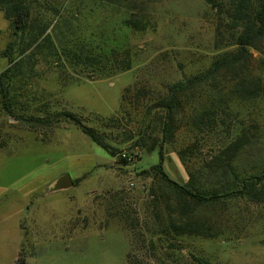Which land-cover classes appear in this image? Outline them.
Instances as JSON below:
<instances>
[{
    "label": "rangeland",
    "instance_id": "374dc122",
    "mask_svg": "<svg viewBox=\"0 0 264 264\" xmlns=\"http://www.w3.org/2000/svg\"><path fill=\"white\" fill-rule=\"evenodd\" d=\"M25 2L35 29L22 34L0 0V74L10 70L0 86V264H264L263 195L196 209L215 222L213 238L177 236L166 229L174 200L156 210L160 189L144 173L162 146L163 171L181 186L198 170L205 186L261 176L264 55L208 73L236 50L237 33L203 0ZM218 2L227 17L230 0ZM130 18L146 29L125 27ZM103 39L130 49L131 69L82 78L67 53ZM184 82L179 107H156ZM69 113L131 160L111 158L66 117L44 119ZM209 163L228 166L218 182L205 177ZM65 174L73 186L54 190Z\"/></svg>",
    "mask_w": 264,
    "mask_h": 264
},
{
    "label": "trees",
    "instance_id": "16d2710c",
    "mask_svg": "<svg viewBox=\"0 0 264 264\" xmlns=\"http://www.w3.org/2000/svg\"><path fill=\"white\" fill-rule=\"evenodd\" d=\"M11 5V12L13 14V27L16 33H32L34 27L31 26V19L29 15V9L25 0H9ZM207 4H210L213 9H216V13L221 15L225 9L218 0H203ZM227 17L222 18L220 15L219 23L224 30L236 32L237 37L235 44L236 50L232 53H226L216 60L210 67L208 73L218 72L221 70H236L239 67H247V57H252L251 50H255L258 53L264 55V0H230L229 7L227 8ZM226 21V22H225ZM146 23L140 19H127L124 21V26L135 30L143 31L146 29ZM45 29L42 30L43 34ZM49 34L46 35L44 40H49ZM110 43V42H109ZM108 39L100 40L99 42H90L87 44V50L85 46L79 48L75 47L74 50H70V55L74 61V66L79 70L78 74L84 79L97 80L102 78H108L118 73L129 71L132 67V57L130 49L127 47L110 45ZM84 48V49H83ZM18 63H16L17 65ZM10 70L7 69L0 74V86H3V78L7 77ZM235 84L236 87L243 85V83ZM189 82L179 83L172 85L169 91V101L167 103L161 102L156 107L166 108L167 111H171L174 108L180 106L181 97L184 95L185 90ZM194 84V83H193ZM128 91V89L126 90ZM59 117H66L73 121L78 126L81 132L87 136L93 143L105 151L111 158L118 157L119 163L125 165L130 159L117 147H114L107 143L101 134L90 128L81 121H79L72 114H61V116H52L44 118L49 124L57 123ZM43 118H36V121H44ZM170 118H168L169 120ZM168 121L165 120L164 127L167 129ZM170 142V140H169ZM118 155V156H117ZM159 162L152 166L149 170L145 171L147 175H151L154 185H157L159 190L158 201H156V210L158 207H162V204H168L170 199H173L175 205L173 211L168 214V223L166 229L169 232L175 233L177 236L182 235H198L205 238H213L216 233L215 222L210 218H198L194 211L198 208H208L221 206L222 210L226 211L229 207V203L234 198H253L256 196H264L262 193L264 189V173L261 176L247 175L244 178H237L228 181L223 184H212L205 186L200 183V178L203 177V173L200 170L196 172L199 181L195 180L193 174H189L190 185L181 186L172 180H170L164 173L162 165V146L159 150ZM205 167L208 173L206 176L216 173L215 182H218L220 178L226 174V167L224 164H207ZM220 174V178L218 175ZM76 182V181H75ZM249 184V185H248ZM256 186L259 187L255 188ZM258 189V190H257ZM154 195V193H152ZM160 200H164L163 203ZM169 208V204H168ZM160 210V208H159ZM159 212V211H158ZM178 215L174 218L172 213ZM193 212V213H192Z\"/></svg>",
    "mask_w": 264,
    "mask_h": 264
},
{
    "label": "water",
    "instance_id": "95a60500",
    "mask_svg": "<svg viewBox=\"0 0 264 264\" xmlns=\"http://www.w3.org/2000/svg\"><path fill=\"white\" fill-rule=\"evenodd\" d=\"M73 186V181L71 180V177L68 174H65L57 179L54 190H64L71 188Z\"/></svg>",
    "mask_w": 264,
    "mask_h": 264
}]
</instances>
